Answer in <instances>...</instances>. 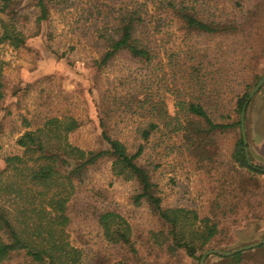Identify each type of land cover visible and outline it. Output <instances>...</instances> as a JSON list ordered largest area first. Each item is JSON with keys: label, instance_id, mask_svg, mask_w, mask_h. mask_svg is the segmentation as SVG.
Listing matches in <instances>:
<instances>
[{"label": "trees", "instance_id": "obj_1", "mask_svg": "<svg viewBox=\"0 0 264 264\" xmlns=\"http://www.w3.org/2000/svg\"><path fill=\"white\" fill-rule=\"evenodd\" d=\"M127 1L121 2L116 12L108 13L104 17L106 23L91 33V37L96 36L98 40L95 42L97 57L92 59V66L97 73L95 85L100 96L102 133L99 147L84 149L71 142V135L81 128L75 117L41 113L23 119L25 131L19 133L16 141L21 153L4 157V166L0 168V264H13L19 258L23 261L18 264H83L82 251L70 241V210L77 184L83 183L88 173L103 162L110 163L115 178L137 186L138 194L134 198L137 205L146 203L158 216L163 230L153 238L169 257L185 254L190 259L201 258L200 254L222 232L220 223L212 220L217 210L225 217L243 215L264 220L259 214L263 209H257L264 206V188L257 178L264 173L262 167L252 162L250 155L248 160L245 149L250 145H244L240 133L231 154L233 163H226L229 169L217 174L222 192L218 197L222 201L213 203V217H201L197 211L185 208H164L159 187L141 163L152 138L158 133L177 135L184 142L189 141L192 151L201 149L198 153L201 156L209 154L215 134H226L229 130L240 132L241 109L251 88L261 78L253 74V62L264 55V28L259 22L264 4L258 3L251 9L241 7L238 13L232 12L223 18L204 13L203 9L191 5L190 0H144L142 4L137 0ZM69 2L71 0H0V48L8 47L13 51L26 48L28 40L41 34L43 25L54 18L56 10ZM174 26L179 35L172 32ZM189 38L195 44L199 40L221 38L222 55L235 58L230 62L236 60L239 65L242 75L238 88L243 93L237 94L235 120L227 116L225 120L229 121H215L202 103L204 95L178 100L179 111L172 114L166 101L147 90L153 84L152 74L141 86L139 80L132 82L130 77L121 78L124 89H131L125 95L110 89L102 91L103 73L119 58L126 57L131 63L150 68L160 56L158 41L165 43V40L174 39V43L184 47ZM70 49L73 51L76 46ZM181 52L185 57L188 54L185 49ZM172 56H167L168 66ZM201 57L197 71L206 68V56ZM8 64L0 55V108L7 96L4 72ZM231 64L226 61L225 67ZM225 67H221L224 76ZM183 73L185 77L187 67L183 68ZM163 81L162 78L160 84L166 89ZM114 108L123 118H143V123L134 130V145L130 146L129 139L124 141L120 137L119 123L112 121ZM236 220L234 224L238 223ZM98 224L108 244L126 247L133 258H138L132 227L123 216L107 211L99 215ZM259 248L264 249V245ZM242 255L225 258L214 255L219 261L212 264H238Z\"/></svg>", "mask_w": 264, "mask_h": 264}, {"label": "rangeland", "instance_id": "obj_2", "mask_svg": "<svg viewBox=\"0 0 264 264\" xmlns=\"http://www.w3.org/2000/svg\"><path fill=\"white\" fill-rule=\"evenodd\" d=\"M124 1L128 2L71 0L56 10L54 18L43 25L38 37L28 40L26 48L17 51L8 47L0 48V55L9 63L4 72L7 96L0 108V168L4 166V157L21 153L16 141L19 133L25 131L23 119H31L35 114L75 117L80 121L81 128L71 135V142L84 149L99 147L98 141L102 133L98 109L100 96L95 85L97 73L92 66V59L97 57L95 42L98 40L96 36L91 37V33L94 34L96 29L102 27L107 21L104 17L120 9L121 2ZM137 1L144 3V0ZM190 2L194 7L203 9L204 13L223 18L229 17L232 12L238 13L243 9L241 7L251 9L258 3L264 4V0ZM261 13L259 22L264 28V7ZM175 28L176 26L172 28V32L179 35ZM165 41L157 42L160 56L150 68L140 63H131L126 57L113 62L101 77L100 83L105 82L102 91L110 89L125 95L131 89H124L120 83L121 78L124 77L125 80L130 77L132 82L139 80L141 86V82L152 74L153 84L147 90L166 101L172 114L179 111L178 100H191L204 95L202 103L215 121L235 120L237 96L243 93L238 88L242 73L236 60L230 62L235 58L222 55V39L199 40L195 44L189 38V43L184 47L174 43V39ZM71 46H76V49L72 51ZM183 49L188 53L186 57L182 52L179 53ZM168 54H173L169 66ZM203 55L206 56V68L197 71ZM193 57L195 60L191 62ZM226 61L232 63L231 66L225 67ZM177 62H180L179 66ZM253 64V74L262 78L264 55ZM184 67L188 68L185 77ZM221 67H225L226 76ZM162 78L167 85L166 89L163 88L164 84H160ZM134 90L140 92L142 89ZM111 111L112 121L119 123L120 137L124 141L129 139L130 146L134 145L133 133L143 123V118H123L117 109ZM227 116H230L229 120H225ZM246 130L250 158L255 165L264 169V86L248 106ZM238 133L241 134V129L240 132L229 130L226 134H215L209 154H201L204 156L203 160L198 155L201 149L192 151L189 141L184 142L177 135L156 134L141 163L150 171L153 182L159 187L163 207L185 208L197 211L201 217H213V203L222 201L218 197L222 192L221 180L217 174L229 169L226 163H233L231 154ZM217 169H220L218 173ZM257 178L264 188V176ZM137 194L138 188L134 183L112 175L110 163H101L88 173L83 183L77 184L68 231L72 245L83 253V264H199L201 258L190 259L185 254L172 258L158 246L153 235L160 233L163 226L146 203H135ZM257 209L264 210V206ZM263 210H259L260 217H264ZM107 211L120 214L130 223L139 261L138 258H133L126 247L110 245L105 241L98 217ZM216 215L212 220L220 223L222 232L213 246L205 252H231L264 240V220L243 215L238 218L225 217L219 210ZM235 219L238 221L236 224ZM242 253L238 264H264V249L256 248ZM22 261L20 258L15 259L13 264ZM217 261L216 257L211 256L208 264Z\"/></svg>", "mask_w": 264, "mask_h": 264}, {"label": "water", "instance_id": "obj_3", "mask_svg": "<svg viewBox=\"0 0 264 264\" xmlns=\"http://www.w3.org/2000/svg\"><path fill=\"white\" fill-rule=\"evenodd\" d=\"M264 86V75L262 76V78L260 79V81L257 83V85L254 87V89H252V91L249 93V96L245 102V104L243 105L242 109H241V113H240V129H241V135L244 141V145L247 146L248 145V137H247V130H246V113H247V109L248 106L251 102V100L259 93V91L263 88ZM247 158L249 160V149L246 148L245 149ZM249 165H252L251 161L248 162ZM264 173V169L261 170ZM264 245V240L259 242V243H255L252 245H247L244 247H241L239 249H236L234 251H222V250H209L207 252H205L203 254V256L200 259V263L199 264H205L207 259L211 256H219V257H233L234 255H237L239 253L245 252V251H249V250H254L256 248H259L261 246Z\"/></svg>", "mask_w": 264, "mask_h": 264}]
</instances>
